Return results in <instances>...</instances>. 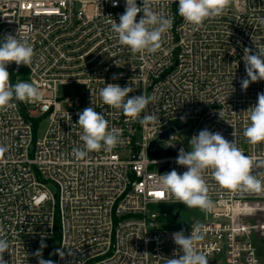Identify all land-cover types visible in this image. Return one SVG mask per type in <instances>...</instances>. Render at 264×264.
Listing matches in <instances>:
<instances>
[{"label":"built area","instance_id":"obj_1","mask_svg":"<svg viewBox=\"0 0 264 264\" xmlns=\"http://www.w3.org/2000/svg\"><path fill=\"white\" fill-rule=\"evenodd\" d=\"M149 6L173 19L154 54L132 53L112 33L125 0H0V39L19 30L34 49L30 67L7 66L10 82H34L42 93L40 101L14 100L0 110V145L7 148L0 156V229L10 243L8 264H38L35 253L57 232L55 264H166L180 252L172 239L178 231L164 229L169 217L154 208L177 201L154 183L173 169L187 170L176 163L184 147L175 134L207 128L235 141L244 154L264 158V142L251 145L243 136L245 111L264 92V81L246 91L240 84L244 49H264V0H231L222 15L199 27L179 16L178 0H149ZM108 83L131 86L129 97H154L140 115L157 122L141 124L103 104L99 92ZM75 84L86 87L85 108L105 114L109 128L121 131L122 145L75 157L74 149L83 147L79 112L63 111L57 94L60 85ZM65 101L79 106L78 99ZM42 118L49 123L39 138ZM205 179L215 207L200 220L191 218L185 235L203 226L196 247L209 264H264L255 234L264 232L258 220L264 192L222 189L210 171ZM42 254L46 259V247Z\"/></svg>","mask_w":264,"mask_h":264},{"label":"clouds","instance_id":"obj_2","mask_svg":"<svg viewBox=\"0 0 264 264\" xmlns=\"http://www.w3.org/2000/svg\"><path fill=\"white\" fill-rule=\"evenodd\" d=\"M231 0H178V14L189 25L199 27L210 18L223 14ZM113 6H117L114 3ZM138 13L143 16L137 22ZM173 23L167 17L149 6V0H143V6H138L137 0H125V11L119 16V23L111 21V31L118 42L127 46L132 53H156L162 46L163 36L170 30ZM264 23V20H261ZM34 49L27 35L8 34L0 39V110L11 107L12 102H36L42 100V93L35 83L10 82L7 66L14 62L17 66L32 65ZM243 61L246 77L240 81L242 91H246L251 83L264 81V49L245 48ZM116 63V61H115ZM117 64V63H116ZM118 66V65H117ZM117 75L113 79H118ZM234 90V88H233ZM134 89L131 86L108 83L99 95L103 104L115 109L129 118L139 119L141 124L156 123L158 118L146 115L141 118L154 97L145 94L129 97ZM248 126L243 129L246 142L257 145L264 142V92L258 93L257 103L248 108ZM78 125L82 129L80 140L82 148L74 149L77 159H83L91 152H111L124 143L119 129L109 128V120L105 114L97 113L92 106L77 113ZM220 115V114H219ZM221 117V115H220ZM182 122L184 118H181ZM190 150L179 149L176 163L186 167L182 174L175 169L159 175L154 183L157 191L173 196L178 203L187 208H198L209 212L215 205L209 195V186L205 175L211 172L216 184L229 191L241 193L264 192V158L248 156L237 146L235 141L229 142L220 132H211L207 128L193 135L189 140ZM7 151L6 146L0 145V156ZM198 225L186 236L184 231L172 234L174 243L180 252H173L177 258H168L166 264H209L207 253L197 250V242L204 238ZM0 229V264H8L4 254L9 250L10 243ZM41 250L35 253L38 264H54L52 260L43 258ZM182 253V254H181ZM63 259L64 254L58 253Z\"/></svg>","mask_w":264,"mask_h":264},{"label":"rangeland","instance_id":"obj_3","mask_svg":"<svg viewBox=\"0 0 264 264\" xmlns=\"http://www.w3.org/2000/svg\"><path fill=\"white\" fill-rule=\"evenodd\" d=\"M57 94L59 100L62 101L63 111L81 112L86 107L87 95H86V87L84 85H79V84L60 85L57 88ZM67 98L78 99L79 106L71 107L68 104V102L65 101ZM48 123H49L48 119L42 118V120L38 124L37 137L42 138L44 136L46 129L48 127ZM175 135L178 137V140L183 145L185 150L186 151L190 150L189 140L192 137V129L185 128L181 132H177ZM163 145L166 146L165 143ZM154 210L161 215L166 214L169 217L164 221L163 228L172 231L185 230L190 224L191 218L200 220L204 217V211H201L198 208H187L184 204L178 202L156 206ZM178 212L180 214V218L177 221H174L173 215ZM256 216L257 215H254V217ZM258 220L260 221L264 220V214L259 215ZM255 234L257 236V245L260 250V254L264 263V232L263 233L256 232Z\"/></svg>","mask_w":264,"mask_h":264},{"label":"trees","instance_id":"obj_4","mask_svg":"<svg viewBox=\"0 0 264 264\" xmlns=\"http://www.w3.org/2000/svg\"><path fill=\"white\" fill-rule=\"evenodd\" d=\"M58 245H59V234L57 232L56 237L53 240H50L46 244V260H52L54 261L55 264V257L57 254L58 250Z\"/></svg>","mask_w":264,"mask_h":264},{"label":"water","instance_id":"obj_5","mask_svg":"<svg viewBox=\"0 0 264 264\" xmlns=\"http://www.w3.org/2000/svg\"><path fill=\"white\" fill-rule=\"evenodd\" d=\"M179 129H180V127H178ZM173 132V130L171 129V130H169L167 133H165V134H163L162 136H161V138H163V139H167L168 138V136H169V134L170 133H172ZM155 146V142H153L152 144H151V148H153ZM160 151L159 152H152L150 155L151 156H158V155H160ZM168 155H172V153L171 152H168L167 153ZM179 217V214H176L175 215V219H177Z\"/></svg>","mask_w":264,"mask_h":264},{"label":"snow or ice","instance_id":"obj_6","mask_svg":"<svg viewBox=\"0 0 264 264\" xmlns=\"http://www.w3.org/2000/svg\"><path fill=\"white\" fill-rule=\"evenodd\" d=\"M156 195H158V196H159V195H162V193H156Z\"/></svg>","mask_w":264,"mask_h":264}]
</instances>
